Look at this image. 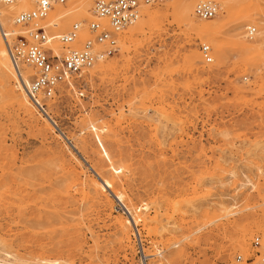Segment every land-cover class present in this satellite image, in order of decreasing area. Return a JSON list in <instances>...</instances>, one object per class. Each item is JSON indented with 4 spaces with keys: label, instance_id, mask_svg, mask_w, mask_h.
Segmentation results:
<instances>
[{
    "label": "rangeland",
    "instance_id": "rangeland-1",
    "mask_svg": "<svg viewBox=\"0 0 264 264\" xmlns=\"http://www.w3.org/2000/svg\"><path fill=\"white\" fill-rule=\"evenodd\" d=\"M183 1L186 17L173 2L142 6L118 53L57 87L52 120L25 100L10 55L11 71L0 67V264H139L100 177L142 222L149 253L163 247L152 264H247L255 237L264 242V0H213L211 19ZM94 2L59 5L50 34L96 20ZM18 4L11 38L36 0ZM250 25L259 34L246 39Z\"/></svg>",
    "mask_w": 264,
    "mask_h": 264
},
{
    "label": "built area",
    "instance_id": "built-area-1",
    "mask_svg": "<svg viewBox=\"0 0 264 264\" xmlns=\"http://www.w3.org/2000/svg\"><path fill=\"white\" fill-rule=\"evenodd\" d=\"M18 1L0 0V3L14 4ZM169 1L172 0H143V3L149 5ZM66 2L67 0H38L34 8L16 15L15 25L22 28L16 38H11L3 30L19 79L17 83L25 85L29 100L41 113L47 112L46 101L55 97L60 84L67 83L74 88L75 78H82L98 60H105L118 53L121 34L140 16V0H95L92 12L96 20L86 21L85 26L92 38L76 47L74 44H79L77 42L83 26L82 23L74 22L69 31L57 37L63 50L56 52L51 46L53 35L49 32V23H45V20L56 6ZM218 13L219 7L214 1L199 2L195 7V15L199 19H211ZM245 32L249 39H253L257 28L251 25ZM201 52L206 64L213 62L210 45L203 43ZM25 67L32 69V74L28 76L29 83L24 79ZM118 206L130 221L131 239L139 264H152V259L162 255L163 247L155 245V249L149 253V236L142 222L137 223L135 213H130L121 202ZM253 249L252 256L246 260L247 264H264V242L260 236L255 237ZM235 262L241 264L243 256L238 255ZM235 262L229 264H237Z\"/></svg>",
    "mask_w": 264,
    "mask_h": 264
},
{
    "label": "bare ground",
    "instance_id": "bare-ground-1",
    "mask_svg": "<svg viewBox=\"0 0 264 264\" xmlns=\"http://www.w3.org/2000/svg\"><path fill=\"white\" fill-rule=\"evenodd\" d=\"M38 0H36V2H37ZM203 1H213V0H199L196 4H195V6H194V15H195V7H196V5L199 3V2H203ZM222 1V0H221ZM24 2V0H19L18 2H16V3H14V4H5V5H9V6H7V8H0V34H2V36H4V34H3V30L5 29V27H8V21H9V15H11V11L10 10H8L9 8H12V10L14 9V10H17V11H19V10H22L23 9V7H21L18 3H20V4H22ZM169 2H173V4H172V10H173V12H176V13H179V14H181L182 16H188V11H189V5L185 2V1H183V0H172V1H169ZM215 2V1H214ZM223 2V1H222ZM140 3H141V6H140V8L142 7V6H148V5H145L144 3H143V0H140ZM215 3H217V2H215ZM224 3V2H223ZM1 4H4V3H1ZM218 4V3H217ZM225 4V3H224ZM223 6V5H222ZM35 7V5L33 6V7H31V8H29V9H32V8H34ZM57 7H59V5L58 6H56L55 7V9L57 8ZM218 7H219V5H218ZM29 9H27V10H29ZM55 9H53L49 14H48V16H50V14L52 15V21H56V20H59V19H61V18H63V17H65V13H56V11H55ZM23 11H25V10H23ZM22 12V11H21ZM20 13V12H19ZM19 13H17V14H19ZM56 14L55 16L53 15V14ZM219 13H220V7H219ZM219 13H218V15H219ZM16 14V15H17ZM16 15H15V17H16ZM95 17V16H94ZM141 17V9H140V16H139V18ZM139 18L132 24V25H134L136 22H138V20H139ZM195 18H197L196 17V15H195ZM15 19V18H14ZM190 19V18H189ZM77 22H79V23H82V26H83V28L81 29V31H80V36H79V40H78V42L77 43H84L85 41H87L88 39H90V37L92 38V36H91V34H89V32L87 31V29L85 28V26H86V23H84V22H82V21H77ZM14 24H15V22H14ZM132 25H130L127 29H129V28H132L131 26ZM51 26H52V24H51ZM251 26V25H250ZM249 27V26H248ZM256 27V26H255ZM4 28V29H3ZM257 28V27H256ZM126 29V30H127ZM247 29V28H246ZM70 30V29H69ZM68 30V31H69ZM125 30V31H126ZM202 30L203 31H205L206 30V28H202ZM5 31V30H4ZM246 31V30H245ZM6 32V31H5ZM66 33V32H65ZM65 33H62V34H65ZM85 33H87L88 34V36L89 37H87V39H85L86 38V35H84ZM124 33V32H123ZM122 33V34H123ZM10 34V36H12L11 35V33H9ZM61 34V35H62ZM122 34H121V36H122ZM257 34H259V30L257 29V33L255 34V36L257 35ZM61 35H59V36H61ZM58 35H55V36H53V40L51 41L52 43H51V46L55 49V51L56 52H60V51H62L63 50V48L62 47H59V46H56V44L54 43V40H56L57 39V37H59ZM244 36H245V38L246 39H249L248 37H247V34H246V32L244 33ZM254 36V37H255ZM83 38L85 39V40H83ZM119 43H120V48H121V37H120V39H119ZM205 44H207V43H205ZM74 45H76V47H77V45H79V44H74ZM209 45V44H208ZM213 53V52H212ZM9 55H10V53H9V49H8V45H7V42L6 41H3V39H1L0 38V67H1V69H2V73L4 74V75H7V73L5 72V70H3V69H6V70H8V71H11V63H10V61H9V58H11V55H10V57H9ZM9 57V58H8ZM104 59H100V60H98L97 61V63H99L100 61H103ZM11 61H12V58H11ZM96 63V64H97ZM95 64V65H96ZM12 65H13V67H14V64H13V62H12ZM94 65V66H95ZM93 66V67H94ZM93 67H91V68H93ZM91 68H89L88 70H90ZM14 70H15V67H14ZM87 70V71H88ZM16 72V71H15ZM29 73V74H28ZM13 74V73H12ZM30 74H32V69L31 68H28V67H25V70H24V72H23V75H24V79H25V81H26V83H29V79H28V76L30 75ZM17 75V74H16ZM18 78V77H17ZM19 80V79H18ZM20 82V81H19ZM19 87H20V89L22 90V92H23V95H24V97H25V100H27V97L26 96H28L27 95V93H26V89H25V85H21V84H19ZM29 98V97H28ZM33 104V103H32ZM46 114V116H47V118L48 119H51L52 120V118H51V116H49V114H47V112L45 113ZM97 130V129H96ZM101 146L103 147V145L101 144ZM73 147L76 149L75 151H77L78 153H79V150H78V148H77V146L75 145V144H73ZM103 150H104V155L107 157V158H109V155H108V153H107V151L103 148ZM90 168H92L94 171H95V169L90 165ZM114 171L116 172V173H119V172H121L122 171V168L121 167H119V168H114ZM96 172V171H95ZM97 173V172H96ZM98 174V173H97ZM99 176V175H98ZM100 177V176H99ZM100 180L102 181H100L101 183H102V186H103V188L104 189H110L111 190V192L115 195V197H116V199L118 200V201H120V202H122V200H123V195L122 194H116L115 193V191H114V183L112 182V181H110V180H108V179H103V178H101L100 177ZM125 207V206H124ZM126 208V207H125ZM127 209V208H126ZM130 212V211H129ZM131 213V212H130ZM118 224H120V225H122V221H120V220H118ZM125 228V227H124ZM7 253V252H6ZM8 254V253H7ZM9 255H11L10 253H9ZM12 263V262H11ZM14 263V262H13ZM19 264V263H18ZM43 264H59L57 261H45Z\"/></svg>",
    "mask_w": 264,
    "mask_h": 264
}]
</instances>
